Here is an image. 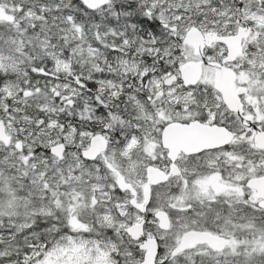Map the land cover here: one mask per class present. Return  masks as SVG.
I'll list each match as a JSON object with an SVG mask.
<instances>
[{
	"label": "snow or ice",
	"instance_id": "snow-or-ice-1",
	"mask_svg": "<svg viewBox=\"0 0 264 264\" xmlns=\"http://www.w3.org/2000/svg\"><path fill=\"white\" fill-rule=\"evenodd\" d=\"M0 264H264V0H0Z\"/></svg>",
	"mask_w": 264,
	"mask_h": 264
}]
</instances>
